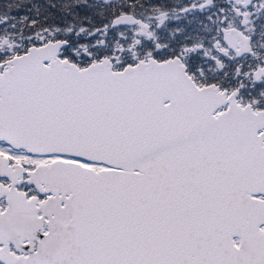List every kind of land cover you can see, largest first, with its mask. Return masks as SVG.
Instances as JSON below:
<instances>
[{
	"label": "snow or ice",
	"instance_id": "6c2138e0",
	"mask_svg": "<svg viewBox=\"0 0 264 264\" xmlns=\"http://www.w3.org/2000/svg\"><path fill=\"white\" fill-rule=\"evenodd\" d=\"M0 264H264V0H0Z\"/></svg>",
	"mask_w": 264,
	"mask_h": 264
}]
</instances>
